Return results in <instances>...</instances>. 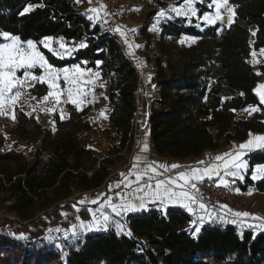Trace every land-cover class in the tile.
Listing matches in <instances>:
<instances>
[{
    "label": "trees",
    "instance_id": "1",
    "mask_svg": "<svg viewBox=\"0 0 264 264\" xmlns=\"http://www.w3.org/2000/svg\"><path fill=\"white\" fill-rule=\"evenodd\" d=\"M231 2L237 6L231 26L204 22L198 26L195 18L188 23V19L181 17L160 25V53L154 56L153 77L157 97L152 100L149 115L156 156L198 157L232 141H242L250 133L264 131V107L255 91L264 75V57L258 65L260 75L251 61L252 27L254 48L264 49V0ZM29 5L30 12L21 15ZM206 11L200 9L199 15ZM4 32L37 43L49 36L82 40L87 46L67 59L40 48L55 66L83 65L87 61L88 68L100 71L107 82L106 97L111 105L109 130L114 138L107 154L101 155L89 147L84 135L93 129L89 107L77 111L67 103L68 115L63 120L57 115L55 128L43 126L33 115L17 110L6 131L16 134L21 141H31L35 151L32 158L16 148L0 151V194H5L7 208L15 214L0 218V243L16 254L26 244L43 242L51 226L67 227L77 216L91 218L87 211L90 205H78L79 212L73 209L77 204L73 197L76 192L108 184L121 153L134 148L140 134L136 122L139 70L117 40L79 10L77 0H0V33ZM182 35L198 41L191 46L164 43L166 37ZM97 61L102 62L99 67ZM31 92L42 97L47 93V85L37 83ZM252 104H259L261 109L237 117L238 111ZM4 141L0 134V147ZM247 158L250 169L236 187L264 193V179L254 182L250 178L252 168L264 164V149ZM126 220L127 232L88 234L65 262L56 251H43L42 244L40 250L32 251V259L21 254L23 264L32 260L34 264H264V232L257 233L252 228L239 231L231 224L214 225L194 234L191 216L180 207H168L165 215L164 210L151 206L129 214ZM19 229L27 239L16 238Z\"/></svg>",
    "mask_w": 264,
    "mask_h": 264
},
{
    "label": "snow or ice",
    "instance_id": "2",
    "mask_svg": "<svg viewBox=\"0 0 264 264\" xmlns=\"http://www.w3.org/2000/svg\"><path fill=\"white\" fill-rule=\"evenodd\" d=\"M80 2V0H77ZM89 3L92 0H88ZM196 0H182L181 3L177 5H170L169 9L177 17L190 19L191 17L197 16V9L194 7ZM209 9L214 8V13L205 12L200 16L202 22L209 25H215L217 22H224V15H227V25L231 26L234 22L235 17V6L229 3V0H212L211 3L207 5ZM101 9H106V5H100ZM32 6L29 5L23 9L20 13L21 15L28 14ZM169 9H161L157 14V22L161 19L170 18L166 15V12ZM136 10V9H134ZM100 9L90 8L88 10L87 19L90 22H95L98 20H103L104 23H107V20L103 16L99 15ZM96 14V15H93ZM105 15H110L105 12ZM126 26H117L115 32L119 33L120 36L124 37V42L129 43L128 37L125 31L122 30ZM130 31L135 32V29ZM255 35V32L252 33ZM0 38L6 42H0V116H8L9 109H13L11 118L15 120L14 108L20 100L21 96L24 94V89L31 88L35 86V83H41L47 85V93L43 96V101L51 102L52 106L49 108H42V111L55 112L59 111L60 119L63 120L67 117V113L63 107L64 104L71 103L77 111L82 110L81 105L88 102L86 98L89 95H92L91 92H86L80 89L82 83H87L91 86H95V81L100 78V72L95 71L91 72L90 70H82L79 65H74L72 67H65L61 69L54 68L49 64L45 55L39 50L37 43L32 40L21 41L18 37L12 36L10 33L4 32L0 33ZM53 37H43L39 44L43 48L48 49L50 52L57 54L60 58H63L65 55H70L72 52L77 51L78 48H84L87 45L81 43L77 48H66L65 43L62 40H57L56 43L59 44V50L52 47ZM195 42L196 38H192ZM181 44L184 43L183 40L180 41ZM129 47L131 45L129 44ZM137 47H139L137 45ZM264 54V49L260 50ZM255 56V53L252 54ZM258 62V61H257ZM83 64H86L87 61H83ZM97 67L102 63L97 61ZM39 68L42 70L40 76L33 74L34 69ZM23 70V77H17V72ZM88 71L89 74L85 76V72ZM260 75L259 72L256 73ZM63 80L67 86L65 89H60L59 82ZM103 87V84L99 85ZM76 88L79 90L78 96H73V89ZM259 89H264V84H259L257 94L261 103H264V93H261ZM62 92H66L67 99L62 100ZM243 95V93H241ZM93 98H95L93 96ZM35 99V97H32ZM22 110V109H21ZM259 109L256 107L251 108L249 111L255 112ZM31 116V113H27ZM104 113L101 112V116ZM54 123V122H53ZM251 135V133H250ZM264 149V135H257L254 139H250L244 144L238 146V151L224 153L215 157L216 163L214 165H209L205 167H194L184 171H179L173 176H168L173 169L183 168L179 164H160L158 162H149L147 160H141L140 156L134 158V163L131 169L127 174L121 173L122 180L116 184L117 188L121 187L123 183L124 187H131L135 183L136 187L134 191L140 195L137 196L138 203H133L126 199H121L119 203H113V197H108L104 203H100V197L90 201L93 205H99L98 208L94 211L92 208H88L87 211L92 216V221L89 224H85L82 220L80 221L81 227L87 230H100L101 228L107 229L109 223L111 222V215L108 212H105V208L111 210V214H114L116 217L122 215H127L133 213L137 210L144 209L145 203L148 200L158 201L160 205L163 206L165 215L167 214V207L169 205H180L183 208H186L189 212L194 211V207H198L203 210L205 214H209L207 211V205L203 202V196L200 192L197 185L202 183L205 178L212 179L214 176L218 177L217 186L227 187L229 181L221 177V172L224 173V176H231L234 179L243 180L244 172L248 169L249 165L244 160L246 151L251 148ZM144 150H147V145H144ZM198 165H204V161L197 162ZM163 169V171H160ZM135 176V180L132 181L129 179L131 176ZM161 176H166L165 179H161ZM251 178L264 179V164L256 165L252 168ZM154 181V182H153ZM112 190V186H109V191ZM119 195V193H118ZM87 201L81 200L77 204L73 205V209L76 212H79L81 209L78 205H83ZM220 207L227 209V211L232 212L235 217H244L252 218L257 221H261L259 225L249 224L248 227H260L264 229V217L256 216L255 214L249 212H236L232 209H229L227 205H220ZM99 212V217L96 213ZM61 215L67 216V213H61ZM210 215V214H209ZM218 219H223V217H217ZM79 220V216H77ZM201 223L203 222V217L200 218ZM233 223L236 221L233 220ZM73 231L71 233L72 237L79 238V232H77L76 225L72 226ZM118 232H123V226L117 223ZM49 231H53L50 229ZM55 231H60V229H55ZM201 232V227L196 226V222H193V233ZM131 236V232L127 233ZM15 235V234H13ZM17 239H27L26 236L20 234ZM65 240L69 237L66 234Z\"/></svg>",
    "mask_w": 264,
    "mask_h": 264
},
{
    "label": "rangeland",
    "instance_id": "3",
    "mask_svg": "<svg viewBox=\"0 0 264 264\" xmlns=\"http://www.w3.org/2000/svg\"><path fill=\"white\" fill-rule=\"evenodd\" d=\"M176 1L178 0H166V1L165 0H129L128 17L130 21V26L124 27L122 28V30L125 31L128 37V40H129V43L127 44L125 52L129 55H134L136 58H138V61H139V89L137 92L138 109L136 113V120L140 128V134H139V137H137L136 139L134 148L135 146L144 147L145 144L148 147L150 144L149 142V113H150V105L152 103L153 96H155V93H154L155 92V88H154L155 81L153 80L151 76L153 71H155V57L154 56L160 53V50L157 46L158 45L157 42L159 40L161 23L171 18L177 17L169 9L170 5H177ZM211 2L212 0H196L194 7H196L197 9V16L191 17L190 19H188V23H191V20L195 18L197 20V25L200 26V23L202 22L200 19V15H199L200 9H207L206 12L214 13V8L209 9L207 7V5ZM229 3L235 6L231 2V0H229ZM78 6H79V10L86 12L88 15V10L90 8H89V4L87 0H80V2H78ZM161 9H169V11L166 12V15L169 16L170 18L161 19L157 22V14L159 10ZM217 23H220V22H217ZM220 24L227 25V15L226 14L224 15V22ZM101 27L104 31H106L105 25H101ZM144 27H146L145 31L142 30ZM131 29H135L136 31L135 32L130 31ZM253 32H255V27L251 28V35H252L251 37V45H252L251 61L254 67L256 68V71L260 72V70L258 69V65L262 62L264 54L261 53L260 51L261 49L254 48V45H253L254 35L252 34ZM53 38L54 39H53L52 47L58 50H59V44L56 43L57 40H62L65 43L66 48H77L78 45H80L81 43H84L82 40H77V39L72 40V41H66L60 37H53ZM192 38H195V37H192L189 35H182L181 37L169 36L165 38L164 43L166 45L181 44L180 41L183 40L184 41L183 44L187 46H191L192 44L198 41V39L196 38L195 42H193ZM2 42H6V41L3 40ZM129 44L131 45V47H129ZM137 45L139 47H137ZM37 46L39 50L41 51L40 47H43V46L40 45L39 43H37ZM75 52L76 51L72 52L70 55H65L61 59L70 58L74 55ZM51 53L54 56L60 58L57 54H54L53 52ZM253 53H255V56L252 55ZM45 57L48 60L49 64H51L56 69L79 65L82 70L87 69V70H90L91 72L97 71L93 68H88L87 64H83V65L73 64V65L58 67V66L53 65L49 61L46 55ZM32 71H33V74L36 76H40L42 74V70L39 68H36ZM88 74L89 72L86 71L85 76H87ZM17 77H23L22 69L17 72ZM100 84H103L104 86L100 87L99 86ZM259 84H264V75H262V77L258 81L255 87V90H257ZM59 87L62 90L67 87L62 79L59 82ZM31 89L32 87L24 89V94L21 96L20 100L15 106L14 113L16 114L18 109L20 110L22 109V111H24L26 114L31 113V115H33L43 126H49V127L55 128L56 126L55 118L57 115L60 116L59 111H55L51 113L47 111H42L41 110L42 108H49L52 106V104L50 101L49 102L43 101L42 99L43 96L37 97L36 95H34L31 92ZM80 89L86 92L92 93V95H89L86 98L88 102L81 105L82 109L85 107H89V116L93 123V129L89 132H85L84 135L86 139L89 141V147H93V150L99 152L101 155L107 154L111 148L112 142H114L113 132L112 130H109V123H108L109 121L107 120L110 114V110H111L110 102L108 98L106 97L107 83L100 75V78L95 81L94 87L87 83H82L80 85ZM259 91L261 93H264V89H259ZM78 95H79V90L74 88L73 96L75 97ZM93 96L95 98H93ZM32 97H35V99H32ZM64 99H67L66 92H62V100ZM260 104L264 107V103L260 102ZM63 107L66 111V104H64ZM253 107L258 108L259 110L261 109V106L259 104H252L248 106L245 110L238 111L237 117L246 115L247 112H250L249 110ZM12 112H13V109H9L8 116H0V134H3L5 137L4 144L2 147H0V151H7L12 148H16L17 150L22 151L26 157L32 158L34 156L35 145L32 144V142L29 140L21 141L16 134L6 131V125H8L9 121L13 120L11 118ZM101 112L104 113L103 116H101ZM257 135H264V131L263 132H253L251 133V135L249 134L248 136L255 137ZM103 141L105 142V145ZM134 148L129 152L123 151L121 153L122 158L119 159L116 165L114 166L112 180L117 181L118 179L116 178V176L117 175L120 176L121 173H124L125 170L129 168L130 159L132 157L131 156L132 152H134ZM80 193L81 192H78L73 197L77 202L81 200L88 201L90 199L91 201L93 199H96L95 194L94 195L90 194L92 192L83 194V197L81 196ZM4 197H5V194H0V218L4 215L15 217V214L8 210L7 208L8 202L4 200ZM116 201L117 199L113 198L112 202L114 203ZM100 203L102 202L100 201ZM98 206L99 205L92 204V209L95 211L98 208ZM104 211L108 212L111 215V222L109 223L106 230L101 228L100 230L93 229V230L86 231L83 227H81L80 221L82 220L87 225L91 223L92 216L90 219H87V220L79 216L80 218L79 220L76 217L75 219L71 221L70 225L67 227L61 224L49 227V229L46 231V233L43 236V242L36 241L34 244H26L27 246H25L24 248H19L16 251L17 252L16 254L10 253V251L0 243V264H23L24 260L22 259L21 254L23 255L24 253H26L28 255L27 258L29 259V257H31L32 259V256H33L32 251L34 249H36V251L40 250L41 249L40 246L42 244L45 245L44 248L42 249L43 251L44 250L45 251L54 250L60 254L61 259L65 262L67 257L71 253V251L73 249L78 248L79 241L88 234L101 233V232L103 233V232H108V231H115L118 234L124 233L125 232V226H124L125 215L116 217L114 214H111V210L109 208H105ZM96 215L97 217H99V212H97ZM117 223L123 226L122 233L118 232ZM260 223L261 221L257 222V225H259ZM73 225H76L75 230L79 232L78 239L72 237L71 235L73 231V228H72ZM215 225L223 226V225H226V223H220V224H215ZM14 227H18V225ZM50 229H52L53 231H49ZM55 229H60V231H55ZM238 229L239 231H242V229L240 228ZM255 229L257 233H258V230L259 231L264 230L258 226L255 227ZM20 234H23L21 229H19V235ZM66 234L69 237L67 240H65L64 238ZM54 262L55 261H53L50 264H53ZM34 263L36 262H33V260L30 261V264H34ZM24 264H29V263H24ZM42 264H44V262Z\"/></svg>",
    "mask_w": 264,
    "mask_h": 264
},
{
    "label": "crops",
    "instance_id": "4",
    "mask_svg": "<svg viewBox=\"0 0 264 264\" xmlns=\"http://www.w3.org/2000/svg\"><path fill=\"white\" fill-rule=\"evenodd\" d=\"M78 8H79V6H78ZM154 74H155V71H153V73L151 75L152 78L154 77ZM154 88H155V92H154L155 96H153V99L157 97L156 84L154 85ZM150 110H151V105H150ZM136 113H137V111H136ZM149 115H150V113H149ZM136 122H137V120H136ZM247 138H248V140H247ZM247 138L242 140V141H232L230 144L225 145L224 147H221V148H219L217 150L205 151L201 156H198V157H190V158H185V159H178V158H174V157L156 156V154L154 152V149H153V146H152V143H151L150 130H149V142H150V144L147 147V150L145 151L144 147H142V146H140V147L135 146L134 152H132V155H131L132 157L130 159V166H129V168H127L125 170L124 173L125 174L128 173V171L131 169V167H132V165L134 163V158L137 157V156H140L141 160H147L149 162H158L160 164H166V165L179 164V165L183 166V168L171 170L169 173H167L168 176H173L179 171H184V170H187V169H190V168H194V167H205V166H209V165H214L216 163H220L218 161H215V157L216 156L222 155L224 153L238 151L239 150L238 149L239 145L246 143L250 139H254V137H249V136ZM104 145H105V142H104ZM90 148L93 149V147H90ZM256 150H259V149L253 147V148H251V149L246 151V154H245V156L243 158L247 162L248 165H249V160L247 158L248 155L250 153L256 151ZM199 161H204L205 164L204 165H198L197 162H199ZM260 165H262V164H260ZM249 169H250V166L244 172V177L245 178H246V175L248 174ZM160 171H163V169H160ZM221 177H223L224 179L229 181V184H233V194H234L235 198L238 200V202L240 203L241 209L240 210L232 209L233 211H236V212H245L246 211V212L255 214L256 216L264 217V193H261V192L257 191L255 188H249L247 191H243L240 188L236 187L237 186V182L238 181H243L245 178L243 180H240V179H234L231 176H226L225 177L223 172H221ZM160 178L161 179H165L166 176H161ZM250 178H251V176H250ZM129 179L134 181L135 180V176L133 175V176L129 177ZM218 179L219 178L215 177V176L212 179L205 178V180H215L217 182H218ZM121 180H122V177L120 175L119 179L117 181L116 180H111V181L108 182V184H104L103 186H101V187H99L97 189L89 190V191H80L81 192L80 194L83 197V194H86L88 192H92L90 194H92V195L95 194L96 198L99 196L100 197V201L102 203L108 197H113V198L117 197V201L114 202V203H119L121 201V199H126V200H129V201L133 202V203H138V200L136 198L140 194H138V193H136L134 191V189L136 187L135 183H133L131 185V187H124L123 183H121V187L118 189L116 187V184L118 182H120ZM258 180L259 179H256V180H253V181L257 182ZM110 185L113 186L111 191H109V186ZM115 189H118L117 192H115ZM77 193L78 192H76V194ZM118 193H119V195H118ZM201 202H203V203H205L207 205V211H208V213L210 215L209 214H205V212L203 210L199 209L198 207H194V211H192V212H189L186 208H183L182 206L176 205V204L169 205L168 207H180V208L184 209L192 218V221L190 222V226L193 227V222L195 221L196 222V226L201 227V231H202V229L204 227L214 226L215 224H220V223H226V225L227 224H231V225L237 226L238 228L243 230L245 228H250V227H248L249 224L257 225V222H260V221L254 220L252 218L235 217V216H233L232 212L227 211V209H225V208H222L220 206L212 207V206L208 205L204 198H203V200ZM85 204L90 205V208H92V204L90 203V199ZM151 206H154L157 209L163 210V206L160 205V203L158 201L154 202V201L148 200L145 203L144 209L137 210V211H135L133 213H139V212H142L144 210H148V209H150ZM228 208L231 209L230 207H228ZM133 213H130V214H133ZM128 215L129 214L125 215V220H124L125 232L128 231V229H127L128 222L126 220ZM201 217H203V222L202 223H201V220H200ZM217 217H223V219H218ZM233 220H235L236 222L233 223L232 222ZM251 228L256 231L255 227H251ZM258 232H264V230H261V231L258 230Z\"/></svg>",
    "mask_w": 264,
    "mask_h": 264
},
{
    "label": "built area",
    "instance_id": "5",
    "mask_svg": "<svg viewBox=\"0 0 264 264\" xmlns=\"http://www.w3.org/2000/svg\"><path fill=\"white\" fill-rule=\"evenodd\" d=\"M88 1V0H87ZM106 5V9H101L100 5ZM89 8L100 9L99 15L103 16L107 20L104 23L103 20L95 21L98 25H105L106 31L109 32L120 44L121 48L125 52L127 44L124 42V37L115 32L117 26H130L128 17L129 0H92L89 3ZM109 13L110 15H105ZM96 15V14H93ZM130 62L136 66L139 70V61L134 55H129L125 52ZM206 203L212 207L227 205L231 209L240 210L241 206L238 200L233 194V184H228L227 187L217 186L215 180H205L197 185Z\"/></svg>",
    "mask_w": 264,
    "mask_h": 264
},
{
    "label": "water",
    "instance_id": "6",
    "mask_svg": "<svg viewBox=\"0 0 264 264\" xmlns=\"http://www.w3.org/2000/svg\"><path fill=\"white\" fill-rule=\"evenodd\" d=\"M236 7H237V6H236ZM236 7H235V8H236ZM226 26H228V25H226ZM253 45H254V43H253Z\"/></svg>",
    "mask_w": 264,
    "mask_h": 264
},
{
    "label": "bare ground",
    "instance_id": "7",
    "mask_svg": "<svg viewBox=\"0 0 264 264\" xmlns=\"http://www.w3.org/2000/svg\"><path fill=\"white\" fill-rule=\"evenodd\" d=\"M254 39V38H253Z\"/></svg>",
    "mask_w": 264,
    "mask_h": 264
}]
</instances>
